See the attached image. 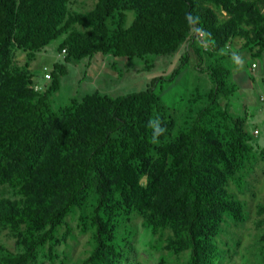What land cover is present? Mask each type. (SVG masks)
Returning <instances> with one entry per match:
<instances>
[{
	"label": "trees",
	"instance_id": "16d2710c",
	"mask_svg": "<svg viewBox=\"0 0 264 264\" xmlns=\"http://www.w3.org/2000/svg\"><path fill=\"white\" fill-rule=\"evenodd\" d=\"M75 3L0 0V185L20 197L0 200V227L25 233L22 251L2 254L0 264L35 260L89 190L93 249L81 264H121L119 234L130 233L134 215L153 234L169 231L167 248L187 252L184 264H219L220 224L225 216H245L227 187L254 155L245 118L229 112L239 88L222 63L231 59L223 51L239 38L259 61L264 0H95L83 12L71 8ZM58 39L63 61L53 64L46 89L35 90L41 72L15 66V52L29 60ZM199 39L208 49L197 47ZM185 44L198 65L202 55L213 59L204 68L211 87L203 95L194 90L187 121L177 130L161 93L181 75L187 53L169 76L141 91L87 94L59 113L50 105L72 61L111 55L143 61L149 71L150 58L174 55ZM251 63L245 73L252 89Z\"/></svg>",
	"mask_w": 264,
	"mask_h": 264
},
{
	"label": "rangeland",
	"instance_id": "374dc122",
	"mask_svg": "<svg viewBox=\"0 0 264 264\" xmlns=\"http://www.w3.org/2000/svg\"><path fill=\"white\" fill-rule=\"evenodd\" d=\"M95 0H76L72 5L75 11L91 10ZM129 20H130V16ZM61 39V38H60ZM60 39L52 41L32 59H27L21 51L15 52L14 65L23 67L28 64V70L41 72L36 79V86L46 89L50 80L44 76L49 74L55 63H62L64 54L57 52ZM242 40L233 39L227 50L231 59L222 63L230 70L233 81L239 88L229 103V112L233 116L245 118L246 129L252 135L253 156L240 167L235 178L229 182L228 191L244 206V219L235 221L224 217L220 230L215 237L219 248V264H264V214L259 215V205H264V84L258 81L264 75V54L258 60H251L250 54L242 50ZM197 47L208 49L202 39L197 41ZM187 53V63L181 75L174 83L165 88L162 93L163 102L173 114L176 121V130L188 118L189 100L194 90L200 95L205 94L211 87L206 74V65L213 62L212 58L202 55L199 57L188 44L183 45L174 55L150 58L152 68L147 71L145 63L138 59L114 58L111 55L96 54L90 59L72 61L66 65L67 74L60 79V88L50 101L54 111L60 112L68 106L72 99L80 101L87 94L99 93L111 98L124 96L145 89L150 81L156 77L169 76L181 65V57ZM256 62L258 66L252 76L257 86H244L242 73L246 64ZM251 63V64H252ZM249 72V70H248ZM246 75V74H245ZM259 78H258V77ZM261 82V83H260ZM177 87L185 89L179 90ZM181 92H185L181 94ZM198 103L197 105H199ZM257 131V133H255ZM20 198L11 189L0 185V200H13ZM95 199L93 190H89L86 202L82 208L75 209L65 218V225L55 231L56 242L48 243L37 250L36 259L28 264H81L93 249L92 230L90 224V203ZM83 215L85 221L81 223L79 216ZM129 234H119L120 244L123 247L124 259L121 264H184L187 252L174 254L167 248L166 237L153 234L143 224L140 216L134 215L127 222ZM19 233L21 235H19ZM19 233L9 228L0 227V256L6 252L17 254L22 251L24 228ZM122 238L124 239L122 241Z\"/></svg>",
	"mask_w": 264,
	"mask_h": 264
},
{
	"label": "built area",
	"instance_id": "2783aa9c",
	"mask_svg": "<svg viewBox=\"0 0 264 264\" xmlns=\"http://www.w3.org/2000/svg\"><path fill=\"white\" fill-rule=\"evenodd\" d=\"M228 47H229V46H227V49H228ZM64 52H65V51L62 50L61 54H64ZM257 66H258V63H256V62H254V63L251 64L250 69H251L252 73H254V71L256 70ZM44 78H45L46 80H48V79H49V75L46 74V75L44 76ZM261 82L264 84V77L262 78ZM34 89H35V90H39V87H38V86H34ZM255 133H257V131H255Z\"/></svg>",
	"mask_w": 264,
	"mask_h": 264
},
{
	"label": "crops",
	"instance_id": "0c3cea01",
	"mask_svg": "<svg viewBox=\"0 0 264 264\" xmlns=\"http://www.w3.org/2000/svg\"><path fill=\"white\" fill-rule=\"evenodd\" d=\"M264 54V53H263ZM263 54H262V56H263ZM264 58V57H263ZM263 65H264V61H263ZM245 71H246V69L243 71V75L241 76L242 77V82H243V85L246 87V86H251L250 85V82H249V80H248V77H247V75H245L246 73H245ZM258 77V76H257ZM263 77H264V75H263ZM263 77H261V78H259V80L258 81H261L262 80V78ZM261 83V82H260ZM255 86H257V83L255 84Z\"/></svg>",
	"mask_w": 264,
	"mask_h": 264
}]
</instances>
